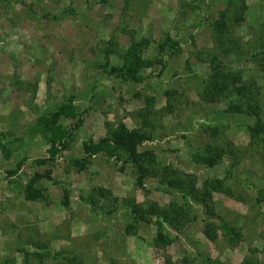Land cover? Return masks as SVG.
I'll return each mask as SVG.
<instances>
[{
    "label": "rangeland",
    "instance_id": "374dc122",
    "mask_svg": "<svg viewBox=\"0 0 264 264\" xmlns=\"http://www.w3.org/2000/svg\"><path fill=\"white\" fill-rule=\"evenodd\" d=\"M240 1L238 16L228 10L234 45L222 60L254 86L242 111L228 112L227 98L200 96L214 44L209 23L227 0H0V264H264V134L248 131L264 122V0ZM167 38L176 54L168 43L158 48ZM133 42L150 63L138 68L139 81L106 74ZM62 104L76 113L62 123H81L49 157L35 119ZM119 123L144 132L138 150L194 175L197 187L222 179L224 190L207 198L210 213L190 198L181 222L170 223L176 229L163 224L168 244L156 246L154 223L132 222L123 200L166 210L182 204L176 189L156 177L138 188L131 167L118 171L111 157L73 164L83 142ZM207 153L218 155L215 164L194 162ZM35 174L47 204L22 196ZM98 187L110 196L84 201ZM203 222L214 227L213 240L202 235Z\"/></svg>",
    "mask_w": 264,
    "mask_h": 264
},
{
    "label": "trees",
    "instance_id": "16d2710c",
    "mask_svg": "<svg viewBox=\"0 0 264 264\" xmlns=\"http://www.w3.org/2000/svg\"><path fill=\"white\" fill-rule=\"evenodd\" d=\"M235 6L234 0H227L225 8L218 10L216 17L209 23L214 44L203 59L208 64L209 73L207 79L202 83L200 95L202 99L207 101L227 98L229 101L228 112H241L244 106L248 104L253 92L251 88L254 86V80L242 79L239 70H235L233 65H226L225 61L222 60L227 55L231 54L230 50L234 45L233 41H231V33L228 30V26H230L232 19L228 17V10L230 7L235 9ZM237 14L238 11H236V9L231 12L232 17L238 16ZM167 43L168 52L176 54L178 51L177 43L173 40L170 41L168 38L162 41V45L158 48L161 50V47ZM149 64L147 59L141 57L139 43L133 42L122 56V65L120 67L110 66L109 69H104V71L106 74L114 76H122L124 72V80L137 82L140 79L139 76H137L138 68ZM146 114L147 110L143 111L140 115L145 117ZM74 117H76L75 106L71 104H62L56 106L54 110L47 114L35 119L36 130L39 128L38 134L48 146L47 152L49 157L54 156V149H56L57 146L66 148V140L72 134L73 128L79 126L81 118L77 117L76 123H74L72 127L62 122L64 119H72ZM145 121L146 120L143 121L144 124ZM248 131L250 138L258 133L264 134V122L256 120L253 126L248 127ZM144 139H146L144 132L136 128L128 129L123 124L119 123L115 128L107 129L105 136L98 139L96 142H83V156L78 158L73 164H76L77 168L81 169L88 163L89 158L92 156L101 155L111 157L114 159L115 163H119L117 167L118 171H122L126 164L131 167L133 184L138 188L143 187L145 178L156 177L160 183L176 189L180 194L182 204L180 205L179 203L173 202L166 210L157 209L154 205L142 210L133 202L123 200L126 204L127 215L132 219V222L145 221L154 223L155 233L153 243L156 246H160L170 242V238L165 232L163 224H169L176 229L175 226L181 222L180 220L184 216L182 215L183 211H185L190 198L200 203L203 202L204 210L210 213L211 210L206 201L210 197L211 190L222 191L224 188L222 186V179L215 177L202 179L200 187H197L194 175H183L182 171L161 164L156 159L154 151L150 149L138 150L139 145ZM207 147L208 145H206V150L210 151ZM217 157L218 155L216 154L207 153L200 156L195 155L193 156V160L196 163L212 166L217 162ZM42 161L43 159H37L38 163ZM20 165L21 161H17L15 168L18 169ZM44 176H46V174ZM41 177L42 175L35 174L25 183L21 191L25 200L38 201L45 204L50 202L49 197L43 189L34 184L35 181ZM182 180L185 181V185L182 183ZM67 193V189L62 187L60 203L63 206H66L68 202ZM108 196H110L109 190L98 187L90 190L87 199L84 201L93 203L95 197L106 198ZM148 215H150V217H148ZM172 222H174L175 226L170 224ZM133 226L134 224L126 225L125 233L130 234V230ZM201 228V233L205 238L209 240L214 239L215 231L210 223L203 222ZM224 231L225 234L233 233V230L227 227L224 228Z\"/></svg>",
    "mask_w": 264,
    "mask_h": 264
}]
</instances>
